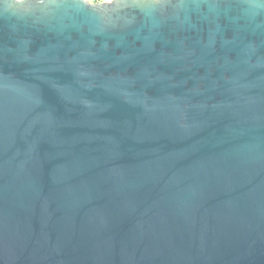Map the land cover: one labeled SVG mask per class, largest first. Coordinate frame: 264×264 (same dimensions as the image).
<instances>
[{
    "label": "water",
    "instance_id": "1",
    "mask_svg": "<svg viewBox=\"0 0 264 264\" xmlns=\"http://www.w3.org/2000/svg\"><path fill=\"white\" fill-rule=\"evenodd\" d=\"M0 264H264V0H0Z\"/></svg>",
    "mask_w": 264,
    "mask_h": 264
},
{
    "label": "built area",
    "instance_id": "2",
    "mask_svg": "<svg viewBox=\"0 0 264 264\" xmlns=\"http://www.w3.org/2000/svg\"><path fill=\"white\" fill-rule=\"evenodd\" d=\"M85 3L89 4V5H97V4H105V3H109L112 0H82Z\"/></svg>",
    "mask_w": 264,
    "mask_h": 264
}]
</instances>
